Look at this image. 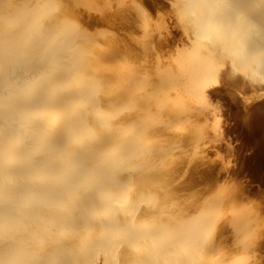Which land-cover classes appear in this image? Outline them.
<instances>
[{
	"label": "bare ground",
	"instance_id": "obj_1",
	"mask_svg": "<svg viewBox=\"0 0 264 264\" xmlns=\"http://www.w3.org/2000/svg\"><path fill=\"white\" fill-rule=\"evenodd\" d=\"M154 14L177 54H93ZM233 89L264 128V0H0V264H249L253 186L200 147Z\"/></svg>",
	"mask_w": 264,
	"mask_h": 264
},
{
	"label": "rangeland",
	"instance_id": "obj_2",
	"mask_svg": "<svg viewBox=\"0 0 264 264\" xmlns=\"http://www.w3.org/2000/svg\"><path fill=\"white\" fill-rule=\"evenodd\" d=\"M164 24L162 16L154 14L149 18V27L156 30V33L161 31L166 38ZM158 36L157 34L151 39L148 34H141L133 38L129 32L123 37V34L112 30L107 35L96 38L93 54H103L104 49L118 47L123 40H129L134 47L125 54H177V50L183 46L184 40L181 41L179 37H175V41L166 38V42L159 43L163 38ZM247 96L248 99H243L242 94L233 89L215 102L219 126L216 130L212 128L213 117L208 118V133L201 139L200 147L208 149L212 145H223L220 149L221 157L238 172V178L227 179L226 190L232 191L248 184L253 186L243 214L252 218L251 225L247 228V239H251L255 247L241 260L255 264L264 259V128L255 124L253 116L255 111L258 113L263 109L258 110L255 105L257 99L251 92ZM195 118V115L191 116V120ZM205 124L202 122V128ZM259 204L262 205L260 212L257 210Z\"/></svg>",
	"mask_w": 264,
	"mask_h": 264
}]
</instances>
